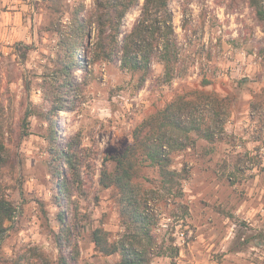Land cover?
I'll list each match as a JSON object with an SVG mask.
<instances>
[{"label": "rangeland", "instance_id": "rangeland-1", "mask_svg": "<svg viewBox=\"0 0 264 264\" xmlns=\"http://www.w3.org/2000/svg\"><path fill=\"white\" fill-rule=\"evenodd\" d=\"M143 1L127 15L124 31L132 29ZM169 5L186 48V76L165 83L163 65L155 62L141 85L140 74L118 62L93 65L94 32L85 43L89 71L76 73L83 85L78 108L55 118L58 144L78 135L88 154L84 192L72 206L79 228L77 264L119 261L118 255L98 252L91 239L96 228L112 239L123 233L117 191L100 184L105 156L120 153L145 119L178 97L192 101L201 93L208 96L206 104L189 118L206 117L214 141L194 132L175 134L178 144L188 146L169 152L171 169L182 177L170 194L160 190L155 167L143 169L135 180L149 191L158 247L166 253L154 254L151 264H264V28L247 0ZM52 6L51 0H0V125L10 157L0 171V195L16 209L0 240V264H59L60 209L44 91L62 33L78 12L90 17L95 3L61 0L59 12ZM23 131L29 135L21 137Z\"/></svg>", "mask_w": 264, "mask_h": 264}, {"label": "trees", "instance_id": "trees-1", "mask_svg": "<svg viewBox=\"0 0 264 264\" xmlns=\"http://www.w3.org/2000/svg\"><path fill=\"white\" fill-rule=\"evenodd\" d=\"M51 1L52 10L59 12L61 0ZM140 1L94 0V12L90 17H81L78 12L72 18L69 31L62 33L57 64L46 79L44 99L48 107L43 116L50 123L48 153L51 174L56 183V204L60 209L59 232L55 235L60 251L59 264L78 263L80 252L75 239L79 228L72 214V206L77 194L84 192L83 170L87 167L88 154L78 135L66 138L64 146L58 144L60 131L55 118L59 112H73L78 108L83 85L77 80L76 73H87L90 65L86 41L95 32L93 65L104 61L118 62L122 69L140 74L141 85L155 62L163 65L165 83L186 76L190 68L183 65L186 48L175 33L174 16L169 5L172 0H144L132 29L124 31L127 15L139 6ZM247 2L264 28V0ZM185 17L184 12V24L187 23ZM195 97L196 100L189 101L185 96H180L163 111L145 119L135 131L132 143L120 153L105 156L103 160L100 184L105 189L117 191L123 233L112 239L110 232L96 228L92 231L91 239L98 252L105 256H119L115 264H151L154 254L157 257L166 256L163 247H158L154 228L156 216L150 205L151 199L147 197L149 191L135 180L143 169L155 167L159 172L160 190L170 194L174 187L178 188V180L182 177L171 169L169 152L188 146L183 143L180 146L175 134L194 132L208 142L214 141L212 127L206 117L198 119L199 122L189 118L196 115L208 98L202 93ZM27 135L29 132L23 131L21 137ZM0 137L1 171L10 158L1 125ZM109 162L113 164L111 169ZM15 213V207L0 195V240L6 232V224L14 219Z\"/></svg>", "mask_w": 264, "mask_h": 264}]
</instances>
